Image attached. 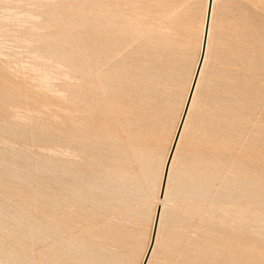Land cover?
<instances>
[{
    "label": "rangeland",
    "instance_id": "374dc122",
    "mask_svg": "<svg viewBox=\"0 0 264 264\" xmlns=\"http://www.w3.org/2000/svg\"><path fill=\"white\" fill-rule=\"evenodd\" d=\"M202 6L0 0V264L5 251L14 254L20 232L40 219L38 199L63 182L84 192L97 185V217L82 205L57 213L70 232L54 242L97 228V240H87L97 262L127 249L138 262L155 205L152 169L167 148L195 58ZM214 22L152 264H264V203L259 235L237 243L229 226L237 215L223 198L240 171L264 181V0H219ZM190 24L197 27L190 31ZM109 29L130 36L112 37ZM74 200L90 204L84 194ZM46 247L35 246L36 255Z\"/></svg>",
    "mask_w": 264,
    "mask_h": 264
},
{
    "label": "bare ground",
    "instance_id": "6f19581e",
    "mask_svg": "<svg viewBox=\"0 0 264 264\" xmlns=\"http://www.w3.org/2000/svg\"><path fill=\"white\" fill-rule=\"evenodd\" d=\"M218 1L219 0H203V6L201 7V14L197 15L199 13H197L196 11L194 12V14L196 13L195 15L201 17L199 19L200 24H196L197 26H199L198 41H197V44H195V45H197V46H195L196 54H195L194 61L192 60L193 64H192L191 69L189 71V75L187 76L188 78H187L186 84L184 83L185 84L184 91L181 92V90H179L180 93H183V95L181 98V102L179 105V109H178V113H177L174 125H173V127L171 129V133L169 135L167 148L163 154V157L160 158V160L158 161V164L155 165L152 169L153 176H154V184L152 186V193L154 196L155 205H153L151 215H150V218L148 220L147 240H146L144 247L141 249V251L139 253L140 255H139L138 262L134 261V257L133 258L131 257L130 250H128V249H127V252H124L122 254L110 253V254L104 256L102 259H100L99 262H97V247H96V249H94V248L92 249L90 247L89 241H87L89 236H92V237L94 236V238L97 240V228H96V232H93L92 230L86 231L84 233L86 236L85 238L82 235L68 236L67 238L60 241L59 243L54 242L58 237H60L61 233H64L65 231L70 232V229H69L70 225L69 224H66V225L62 224L61 223L62 219L60 220L59 217H58L59 219H57V217H56L57 213H59V212L65 213L66 212L68 214H71L74 212V209L77 206L79 207V205H82L83 208L80 209L81 211H83V212L88 211L90 213L92 212L97 217V185L96 186H93L92 184L85 185L87 190H85V192H84L79 187H77V185H73V184L63 182V183L57 184L55 186L56 188L53 190L52 194H50L48 196H44L42 199H40V198L38 199V201L36 203L37 208H35L36 209L35 211L37 212V210H39L37 213V217H39L40 219L34 218L32 226L25 227L20 232V241L13 248L14 254H11V251H5L4 252V258H5L4 261L6 264H76V263H79V264H152L151 261L154 258H156L155 257V251H156L157 247L160 245L159 244L160 241L162 240L161 239V231H162L163 226H164V219H165V215H166L167 203L169 201V194L171 192V186H172L173 175H174V168H175V165L177 162L179 148L181 147V143L183 141V138H184L185 133L187 131V127H188L189 122L191 120V115L193 113V109L195 107L196 101L198 100L197 97H198L199 90L201 87V82L203 80V76L205 74V70L207 67V62L209 60L211 34H212L213 24L215 23L214 22V14H215V10H216L217 5H218ZM129 4H131V3H129ZM210 4H211V6H210ZM130 6H132V5H130ZM209 6H210V14H209ZM199 10H200V7L197 11H199ZM118 11H120V10L118 9ZM111 13H109V14H111ZM120 13H121V11H120ZM114 14L117 15L116 12H114ZM114 14H111V15L113 16ZM119 14L117 16L118 18L121 17V15L119 16ZM237 14H238V12H237ZM184 15L185 14H183V16ZM208 15H209V22H208V26H207V16ZM112 16H111V18H112ZM123 16L124 15H122V17ZM125 16H127V15H125ZM134 17H132V19ZM25 18H28V20H30V21L33 20V19L31 20V18L29 19V16L28 17L26 16ZM127 18H128V16H127ZM130 18L131 17H129V20H130ZM141 19H143V17ZM108 20L110 21L111 19H108ZM136 20L138 21V18L135 19V21ZM36 21H38V20H36ZM125 21H126V19H125ZM5 22H7V21H5ZM196 22H198V21L195 20V23ZM130 23H131V21H130ZM193 23H194V20H193ZM114 24H115V22H114ZM131 24H133V23H131ZM194 24H190L193 26V27H191V26L189 27L190 31H193L192 29H194V26L197 27ZM115 25L117 26V24H115ZM115 25L112 26L113 28L112 27H110V28L115 30V28H114ZM35 26L37 28V25H35ZM125 26H126V23H125ZM128 26H130V25H128ZM137 26H138V23H137ZM141 26H143V25L141 24ZM42 27L39 26V28H42ZM135 27H136V25H135ZM39 28L35 29V27H34V29L36 30L35 33L38 32L40 35H42L44 32L42 31V29H39ZM132 28L129 29L130 33L133 31ZM48 29H50V28L48 27ZM138 29H137V31H138ZM40 30H41V33H40ZM114 30L112 31L109 29L110 32L108 31L112 37H118L116 35H120L122 32L125 33L127 31L125 29H123V31L118 30L120 33L119 34L117 30H116L117 32H115ZM134 30H135V28H134ZM205 31H207L206 45H205V51H204V54L202 57V44H203V37H204ZM45 32L48 33L47 31H45ZM129 32L127 31L128 34L126 33L124 36H126V35L130 36ZM132 33H134V31ZM135 33H136V31H135ZM45 35H47V34H45ZM122 35L123 34H121V36ZM183 38L184 37H181L182 41H183ZM46 39H49V38H46ZM45 42H44V44L47 43V42L46 43ZM42 44H43V42H42ZM42 44L40 43V45H42ZM99 50H100V47H97V60L99 58L98 57L99 56V54H98ZM181 50H184V49L182 48ZM49 51L50 50H48V52ZM53 51L51 52V54H54ZM55 66H57V65H55ZM61 69H63V68H61ZM56 70H58V69H56ZM33 71H35V69ZM39 74H42V73H39ZM64 76H66V75L64 74ZM42 78H44L45 80ZM42 78L41 79L44 80L45 82L48 81L45 76ZM98 78L99 77H97V79ZM35 79H36V77H35ZM38 79L41 80L40 78H38ZM36 83H38V82H36ZM78 84H80V83H78ZM184 84L182 83V85H180V84H178V85L183 86ZM175 88H178V87H175ZM180 88H178V89H180ZM182 90H183V88H182ZM56 98H57V96H56ZM227 99H228V97H227ZM101 102H102V100H101ZM263 149H264V147H263ZM263 149H262V151L264 152ZM252 177H253V175H251V176L246 175L244 172L240 171L238 173V175L235 176L233 181L227 185L228 191L226 192V194L223 195V198L225 199L227 206L230 209H233V213L235 215H237V217H235V218L233 217L234 218V220L232 219L233 222H230V224H229V226H231V232H234L233 233V235H234L233 240L237 243H238V241H242L241 239H242V237H244L245 234H246V236H248V238H250L252 240H254L259 235L257 223H256V217H257V213L259 211V206H260L259 204L264 203V196H263L264 195V181L259 180V179H254ZM127 183H129V181H127ZM58 186H59V188H57ZM82 194H84V197L87 200H90V202H89L90 204L88 206L86 204L85 205L80 204L77 200H74L75 197H77V196L81 197ZM73 201H75V202H73ZM232 220H230V221H232ZM261 224H263V223H261ZM60 226H62V230L59 229ZM234 241H231V243H232V245L237 247L235 245ZM50 242H53L55 244L49 245L48 243H50ZM226 244H228V241ZM230 244L227 246L230 247L231 246ZM38 245H40V246L48 245V247H46L44 249L45 252L39 251L37 253L38 255H36L34 247L38 246ZM225 245H223V247H225ZM126 247H127V245H126ZM235 247H233V248L235 249ZM108 249H110V248H108ZM226 249H227V247H225V250ZM231 250H232V248H231ZM227 251H228V249H227ZM224 252L228 254V252H232V251H228V252L224 251ZM134 253H136V252H134ZM221 254H223V253H221ZM228 261H230V260H228Z\"/></svg>",
    "mask_w": 264,
    "mask_h": 264
},
{
    "label": "water",
    "instance_id": "95a60500",
    "mask_svg": "<svg viewBox=\"0 0 264 264\" xmlns=\"http://www.w3.org/2000/svg\"><path fill=\"white\" fill-rule=\"evenodd\" d=\"M211 6V4H210ZM210 6H209V14H210ZM208 22H209V15L207 16V26H208ZM206 36H207V31H205L204 37H203V44H202V57L205 51V45H206Z\"/></svg>",
    "mask_w": 264,
    "mask_h": 264
}]
</instances>
